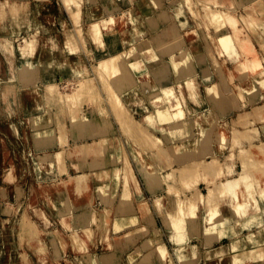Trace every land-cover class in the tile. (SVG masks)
<instances>
[{"label":"bare ground","instance_id":"6f19581e","mask_svg":"<svg viewBox=\"0 0 264 264\" xmlns=\"http://www.w3.org/2000/svg\"><path fill=\"white\" fill-rule=\"evenodd\" d=\"M134 1L132 3L131 0H120V5L123 8L120 12L108 16L96 15L87 23L84 29L85 37L90 39V42L92 40L93 46L100 48V45L104 44L105 50H107L102 55L99 54L101 56H95L97 60L95 64L97 67L96 75L100 81L98 82L101 88H98L94 83H90L93 82V75L90 78L87 71L78 70L77 74L80 81L77 82V85L71 92L61 93L57 89V84L55 85L52 81L54 73L47 71V68L44 70V76L40 78L42 82L40 84L43 86H38L37 84H31V81L35 79V72H37V68L33 70L36 65L32 62V64H21L19 66V72L17 71V73L20 74L19 79L24 84L22 96L37 95L36 97H40V100L43 102L41 104L44 109L41 112L30 114L31 116L24 120V124L21 125L22 134L27 135L28 131L33 132V135L43 133L42 136L55 134V132L61 134L62 132H57L56 127H54L56 123L62 122L60 119L62 109L57 107V104L60 105V103L65 105L64 110L70 124H82L88 117L96 115L98 119L104 120L105 124L108 125L109 123L106 122L108 114L104 106L107 104L111 108L115 121L119 124V127L128 139L135 145L137 140L138 145L142 142L144 149L152 152L154 161H158L161 164L159 165L161 169H170L162 175L168 195L163 199L156 198L153 200V204L155 210L162 217L165 227L174 233L175 238L172 239L175 242L173 253L176 261L179 264H185L186 261H190L191 263L196 260L195 255L197 254H195L192 245L185 239V230L190 228L196 236L199 235V231L203 232V245L206 247L204 264H212L214 259L225 255H229L230 257L229 261L223 264H238L244 261H248L250 264H264V222L261 219V205L264 204V139L255 143L241 145L237 150L229 149L231 128L237 129L238 126H242L245 130V127L252 120H264V100L261 103L256 101V98L259 97L256 84L262 85L264 83V59L259 56L258 50L252 44V38H254L259 42L261 48L264 49L262 41L264 40V0H241L242 4L246 2L250 5L257 3L260 7H257L256 15L255 12V14L253 13L254 9L251 12L250 9L252 8L247 4L250 7L248 9L250 12H246V16L238 15L237 17L233 14L234 11L232 12L234 6L232 0H182L183 5L186 7L190 6V9L195 5H199L202 7L201 9L204 8L206 10L209 17L205 18L207 17L206 15L203 17L206 20L208 19L207 26L213 31L205 34V46L200 45L202 41L194 27L181 29L178 22L172 19L167 10L163 9L159 0ZM177 2V0H169V3L174 8L179 6V2ZM238 2L241 3L240 1ZM153 8L157 10L155 15L151 13V9ZM1 10L4 9L2 8ZM1 10L0 13L2 14L3 11ZM243 10H245V7ZM203 12L205 13L204 10ZM197 13L196 15L200 16ZM198 16L195 17L198 19ZM70 17L71 20L75 18L73 16ZM74 21L78 22L76 18ZM158 22H163L164 25L157 26ZM145 25L154 29V34L151 38L143 39L136 43V45L133 44L139 40L143 31H145ZM26 36H28V33ZM78 36L82 40L81 35ZM78 36H73L77 44ZM8 39L10 40L11 38L8 37ZM108 40H115L114 42L117 40L118 44L112 43L114 46L112 48L109 46L110 43L107 45ZM122 41L129 42L130 45L127 49L123 48ZM4 42L2 43L4 44ZM74 43L70 42L67 45L68 55L61 60L60 67L57 65L55 69L58 73L62 71L70 76L71 72H75V67L69 60V55L74 50ZM3 44V47L8 46L6 42L5 46ZM33 44L34 42L32 46ZM10 45L12 46L11 43ZM140 45L146 49H143L145 51L143 56H145L148 66L143 65V61L141 62L138 58L139 55L136 52V47ZM201 47L204 52L206 51L207 54H205L208 55L213 64L219 63L220 57L224 60V56H226V60L233 62L232 67H227V72L229 73H226L230 79L237 80L233 93L225 96L220 85L217 82H212L204 89V101L200 93L202 88L196 81L197 76L191 75L176 82V85L172 84L171 71L183 72L184 68L189 69L192 52L197 49L200 50ZM9 48L7 47L10 51ZM38 48L43 50V44L41 43V46H38ZM108 50L112 54L108 55ZM45 54L48 55L49 53L45 52ZM149 65H152V68H148ZM133 68L137 71L139 70L135 77L131 75L132 72H137ZM220 70L219 68L218 73L223 75V71L220 72ZM32 71H35V74L33 73L32 75ZM151 72L155 76L157 87L154 88L148 84L144 88L140 80L143 76L149 77ZM30 73L32 79L34 76L33 80L30 76L27 77V74ZM87 74L88 76H86ZM64 75L62 76L67 79ZM124 75H129V78ZM222 79L224 84L222 88L228 90L224 77ZM3 86H9V83L3 84ZM175 88L187 92V95L180 98L181 104L184 105L188 102L197 104L201 101V103L209 105L208 110L206 112H197L198 114L194 118L188 116V113L190 114L191 112H186L187 115H185L180 108L177 110L178 105H180L177 100L178 98L175 100L172 98V101L167 99L168 97L166 99L163 98L165 94L163 91L169 90L168 93H170ZM144 93L148 98V105H144L142 110H146L147 112L140 118H135L126 105L129 103L138 104ZM168 93L166 96H168ZM9 94L7 91L3 93V101L9 97ZM157 94H160L161 97L158 98ZM19 95L21 96V94ZM196 99L199 101L197 102ZM40 100L38 101L39 103ZM165 101L168 105L164 103ZM38 102L36 101L34 104H38ZM85 104L90 105V111H84L83 106ZM247 104L250 105L249 108H246ZM197 105L199 106V104ZM226 106L237 110L236 117L232 118L231 122L222 117ZM173 107L176 110L174 109L175 111L171 113L170 110ZM190 108L192 110L194 107ZM198 109L195 110L198 111ZM167 110L170 113H166ZM157 114H159V117L162 115V118L157 117ZM165 114H172L168 117L170 119L174 118V121H171L169 124L159 123L161 119L163 120V115ZM109 126L110 137H99V140H92L90 142H73L69 144L66 136L62 135V139L59 136L58 140V135H56L57 137L55 138L61 148L55 151L42 150V152H36L33 156V161L39 169L42 171L47 169V172L51 170L49 166L62 159V163L67 159L72 165H75L76 172L73 174L44 184L40 183L38 186V188L44 190L43 192L46 195L49 192V194L58 196V198L61 196H65L68 199H76L83 196L88 197L90 188L95 184L106 185L112 177H115L116 182L119 181L122 188L115 207L118 206L117 209L120 208V212L133 214L127 220L130 224L126 223L133 227L112 237L117 240L120 239L119 245H123L124 248L119 249L116 242L106 244L108 246L107 250L99 254L98 257H94L87 250L86 240L93 236L96 227L105 225L109 214L108 210H110L109 207L101 208L98 212H95L96 216L90 215V222L93 221L94 225H86L81 231L76 229L71 222V214L74 213L72 212L60 217L57 221L61 222L60 226L53 230V235L56 233L61 238L62 231L69 232L72 235V240L78 235V247L76 246L75 249L79 253L77 252L72 259L63 258L55 248L50 253V258H44L48 254L46 255V251L44 252L45 244H43L42 240L39 242L44 245H40L44 248H37L38 250L32 249L35 252L41 250L40 254H45L43 255L44 257H40V255L38 256V252L35 253L40 257L38 260H41L43 264L45 263L42 260L49 261V264H76L77 259L78 264H121L118 257L123 253L122 251L125 248L129 249V245L131 246L133 242L130 241L131 237L134 238V241L139 238H146L151 243L150 248L145 252H142L137 247L135 250L129 249L127 251V255L129 256L135 252L132 255H135L138 259L135 260L134 264H174L173 257L161 239L159 229L154 224L153 214L142 199L140 186L133 175L132 168L126 157L121 156L120 159L117 158L120 165H115V167L113 166L114 168L111 166V169L104 167L100 172L95 168L93 169L91 165L88 166L87 170H84L83 167L82 170L78 168V163H82L98 153L102 156V151L104 150L113 149L120 151V143L117 140L114 129L110 124ZM40 127H45L46 131L42 133L38 132ZM101 129L103 128L101 127ZM156 134H159V136ZM47 146H52V144H47L45 147ZM42 147L45 148L43 145ZM115 154V157L118 156V152ZM135 154L137 155L136 152ZM119 155L122 154L120 153ZM172 156H174V159ZM237 161L240 167L235 171V175L226 176V173L233 171V166ZM173 162L178 163L177 168H172ZM62 169V171L61 168L59 169L60 175H63L65 172V168ZM52 173L48 172L47 174L52 175ZM196 173L204 176L200 175L201 177H198ZM195 174L199 179L203 180L204 178L202 182H206L207 192H201L195 188V184L198 182V179H195ZM177 182L179 189L178 192H174L176 191L174 184ZM90 210L94 212V208ZM82 212L84 213L85 211ZM28 220V229H31L33 224H31L30 220L29 223ZM123 220L125 221V219H121L120 221ZM114 228L116 229V227ZM188 234L193 235L189 232ZM224 236L228 238L226 244L218 243L214 245L215 241H219ZM58 239L56 241H61V239ZM38 246L39 244L36 247ZM135 257L130 258V261L134 260Z\"/></svg>","mask_w":264,"mask_h":264},{"label":"rangeland","instance_id":"374dc122","mask_svg":"<svg viewBox=\"0 0 264 264\" xmlns=\"http://www.w3.org/2000/svg\"><path fill=\"white\" fill-rule=\"evenodd\" d=\"M12 1H15V0H12ZM12 1L11 0H7V1L0 0V4L2 6V7L0 6V8L4 9V10L0 9L1 11H3L2 14L0 13L3 18L1 20V25H0V40H1L0 41V264H24V263L26 264V262L27 264H43L41 263V260H38V259L45 254L46 255L48 254V255L47 257L43 256L44 258H50V255H51L50 253L54 251L55 248L58 254L60 253L61 257L72 259L74 255L78 252V250L75 249L76 246L78 247V235L76 238L74 237L75 239L73 238V240H72V235H70L69 232H65V231L64 232L62 231L61 233L62 235L60 236L61 238H59L56 235V233H54L55 235L54 236L53 230L57 228L58 226H60V223H61L57 221L63 215L71 214L72 212L78 211L80 218H82L83 220L81 221V227L76 226L74 223L75 216H74V213H72L71 222L73 223L74 227L81 231V229H83L86 225L93 226L94 225L92 223L93 221L90 222L91 216H96L95 212H98L99 210H97L95 207H92V204L94 203L92 188H97L98 190L103 192L102 194H104L107 191V188H113V187L121 188V185L119 181L116 182L115 177H112V179H110L109 183H107L106 185H96L95 184L92 188H90L88 197L83 196V197H78L76 199L75 198L68 199L65 196H61L58 198V196L51 195L49 194V192H47V195H48L47 196L46 193L43 192L44 190H42V188H38L40 183L44 184L46 182L53 181L57 178L67 177L69 175L67 172L66 164H65L66 162L65 160L67 159L64 160V163H62L63 162V159H62L61 161H56L57 163L54 162L53 165L49 166L50 168L48 167L49 169H51V170H48V172H53L52 169L54 166H56L57 169L61 168V171L63 170L62 168H65V172H64L65 176L60 175L59 169H58L59 176H55L53 173L52 175H48L46 168H45L46 170L42 171L41 169L38 168V166L33 161V156L36 153L31 148L32 145L34 146L33 143L38 142L34 146L35 149L39 146L42 147V145L45 147L47 144L49 145L51 143L50 138L52 137V134L47 135L48 137L45 135L46 138H44L45 136L44 135L42 136L43 134L42 132L46 131L45 127H40L38 129V132L42 133V134H38L39 136L36 134L33 135V132H30V131H28L27 135L24 133L22 134L21 125L24 124L25 119H27L29 116L33 114V113H30L31 114L30 115L28 113L31 109L30 106L34 103V100L38 102L40 100V97L37 98L36 97L37 95H33V96H28V97L24 96L23 98V96L17 95V92H18L17 89L24 85L23 82L20 81L19 79L20 74L17 73V71L19 72V66L21 64H32L33 62L37 66L36 67L33 64L35 66L33 70L37 68L36 69L37 72L34 71L37 75L38 73H40L42 74L41 77H43L44 70L47 68V71L54 73V76H53L54 79L52 81L54 82L55 85L57 84V89H59L58 91H60L61 93L62 92L69 93L77 85V82L80 81L78 78V74H77L78 70H84L89 73L90 78L93 75V78H92L93 82H90V83L96 84V81H97L98 83L97 87L101 88L99 85L100 81L98 80L97 75H96L97 67L95 64L97 60L95 64L92 66V70H90V68L88 69L85 66L84 59L85 58L93 59L95 58L96 55L101 56L107 50H105L104 44L100 45V48L102 47L101 50L100 48L98 47L96 48L95 46H93L94 47L93 49L95 48L97 49V50L95 49L96 50V54H95V50H92L90 46V43H92V40L90 42V39L85 37L84 29L86 28L87 23L91 19H93V17L96 15L108 16L110 14H115L109 11L104 12L102 6L107 5L109 3H113V4L118 5L120 11L123 8L120 5V0H94V1L93 0L92 1L91 0L90 1L89 0L88 1L87 0H25V1H20L19 4H12ZM159 1L163 9L167 10L168 8L171 11L175 12V14H171V15L169 13L168 14L172 17V19L178 22L181 29H186L187 28L186 26H188L186 24L187 22L184 19L183 11H182V8H185L191 20L193 21L192 25L189 27L193 26L196 33L200 35V38L202 41L200 45L201 44H203L204 46L206 45L205 34L213 30L208 28L207 26L208 19L206 20L205 18H208L209 16L207 15V12L204 8L201 9L202 8L201 6L195 5L193 7L191 6L192 8L190 9L189 8L190 6L186 7L183 5L182 0H177L179 2V6L174 8V6L171 3H169V0H164V2L163 0H159ZM232 1L234 3L232 12L234 11L233 14L236 17L238 15H243L238 12V10L241 7L243 9L245 7V10H244L245 13L246 12L248 13V11L250 12V10L252 12V10L254 9L253 13L255 12L257 15V7H260V5H258L257 3L250 5L248 2L242 4L241 0H232ZM238 1H240L241 3H239ZM5 2L7 3V6H4ZM131 2L134 3L135 1L131 0ZM247 4L252 9H250V7ZM195 7H197L196 10H195ZM192 10L195 12H193ZM203 10L205 11V13L203 12ZM156 11L157 10H155L154 8L151 9V13L154 15L156 14ZM190 12L195 13V14H191ZM196 12H198L197 14H199L200 16L196 15ZM247 13L244 14V16H246ZM205 15L207 17H205ZM70 16L75 17L78 20V22H75V21L73 22L75 18L71 20ZM195 16L196 17L198 16V19ZM199 17H201V19H199ZM205 28L207 29L205 30ZM27 33H28V36H26ZM74 35H77V36L81 35L82 37L81 38L82 40H80V36H78V44L76 40L73 38ZM8 37L11 38L10 39L11 41L8 39ZM3 39L6 40L5 42L6 44H8V46L5 44ZM32 39L34 42L33 46H32V43H33ZM42 40L48 41L53 45L52 51L49 52L48 55H46L45 52H43V50H40L38 48V46H41ZM262 41L264 43V40ZM2 42H4V44ZM70 42H72V44L75 42L73 45L74 50H72L71 51L72 54H70L74 56L72 58L69 57V60L73 63L75 67V72H71L69 76V74L67 75L63 73L62 71H60L61 73H58V71H56L55 69L57 65H59L60 67V62L63 58V55L68 54L66 47L67 45H69ZM10 43L12 44V46L10 45ZM2 44L6 46L3 47ZM7 47L10 49L11 52L7 49ZM261 49L264 52V49L263 48ZM195 51L200 53L204 50L201 48L200 50L197 49ZM217 64L214 63V67L217 66L218 69L217 67H215L217 70H219L220 68L221 69L220 72L223 71L222 76H224V72L229 73L227 72L228 68L225 66L223 59H221L219 63ZM220 64H222V67H220ZM83 66L85 67V69ZM133 69L136 70L135 68ZM138 71L136 73L134 71V73L137 74ZM34 72L32 71V75ZM18 74H19V77L17 79ZM36 74L34 75L35 79L33 76L34 80L31 78L32 76L31 73L27 74V77L30 76V78L34 81V82L31 81V84L32 83L37 84ZM62 75L66 76L67 79H65V77H63ZM86 76H88V74ZM61 78L62 80H60ZM10 79L14 80V82H11ZM16 80H18V82ZM8 83H9V86H5V87L3 86V84H8ZM263 84L264 83H262V87H264ZM6 91L8 92V94L9 93L10 94H9V97H7L3 101V93H6ZM257 92H258V88H257ZM163 98L165 99L167 98L170 100L172 99L170 96H163ZM40 102L43 103L41 100ZM57 105H58L57 106L58 108L62 109V112L60 114L61 115L60 119L62 120V122L56 123L55 127H56L57 132H62L61 134L58 133L62 139L63 138L62 135L67 136L66 135V123L68 122L70 124V122L68 121V118L66 117L67 114L64 110L65 105L61 103L60 105L59 104ZM132 114L134 115V112ZM12 118L13 119L15 118L16 121L12 120ZM94 119L96 120V123L98 121H101L100 118L98 119L96 115H92L88 117L87 120H85L82 124H79V125L82 126L85 123L87 124L95 123ZM101 122H104V120H102ZM106 122L110 124L109 119H107ZM259 122H264V120L263 121L260 120ZM79 125L78 123L70 124L71 129H73L74 132L78 130V127H80ZM136 146H140L138 145V140L136 142ZM113 152L114 153L112 155L110 166L107 165L106 161H102V162L96 161L95 157H98L97 155L100 154L98 153L97 155H93L89 157L91 158V160H85L86 162L84 161L82 163H78V168H81L80 170H82V167H83L84 170H87L88 166L91 165L93 169L95 168L99 172L101 171V169L103 170L104 167L106 168L109 167L111 169V166H112V168H114L115 165L116 166L120 165L118 163L119 162L118 160L121 158L123 154L121 153V150L120 151L113 150ZM117 152H118L117 154L118 156L115 157L116 155L115 153ZM120 153L122 155H119ZM71 166L73 168V171L76 172L75 165L71 164ZM106 194L107 193H105L104 195ZM104 202L108 203V201L106 200H104ZM91 208H94V212L90 210ZM116 208H118V206L115 207V209ZM115 209L108 210L109 214H108L107 222H105V225L104 226L100 225L99 227H96V230L93 233V236L89 238L88 240H86L87 250H89V252H91V254L94 257H98V255L96 256L89 249V246L98 245L96 239H98L100 248L98 250L96 249L95 252L103 253L107 250L108 248L107 245L109 243H115V242L118 243L117 247L119 249L124 248L123 245L121 244L119 245L120 239L117 240L115 238H112L113 236L122 233V232L117 231L119 230L118 229L119 227L116 229L114 228L115 232H112L110 231L111 229H109L110 218H111L110 215L112 214V212L114 211L117 214L118 213L121 214L122 212V211L120 212V208L116 210ZM82 211H85V212L83 213ZM261 215H262V220L264 221V205H261ZM28 218L31 221V224H33V226L35 225L34 228L33 226L30 225L31 229H28V225H29L27 223ZM119 222H124V220L119 221ZM128 226L129 225L123 224L122 226H120V228L124 229ZM33 229H35V231H33ZM212 234H209V235H212ZM55 237L57 239L59 238L58 240L61 239V241L59 242L56 241L57 239ZM140 239H142L141 245H134L136 241ZM42 240L45 246L42 243H40ZM147 240L148 239L146 238H139L134 241V238L131 237L130 241H133L131 243V246L134 245L133 250L137 248H140V249L142 248L144 250H141V251L145 252L151 246V243H149ZM144 243H147V244H144ZM38 244L39 246L40 245L44 246L45 247L44 252L45 251L47 252V253L45 252V254L42 255L40 254L41 250L39 249L40 251H37V252H38V256L40 255V257H38L35 254L37 252L33 250V249L38 250L37 248H41V249L44 248L41 246L36 247ZM34 245L36 248L34 247ZM131 246L129 245V249ZM196 247L199 248L200 246L197 245ZM129 249L125 248L124 250L129 251ZM68 252H70V255H73V256L71 257L68 256ZM132 254H135V252ZM132 254L131 256L127 255L124 257V264H129L131 262H132L131 264H134V262H136L135 260L138 258H136L135 255L133 256ZM132 257H135V258L134 260L130 261V258ZM229 257H230L229 255L219 256L218 258L213 260L212 264L226 263L227 261H229ZM118 259L120 260V256L118 257ZM42 261L45 264H49V261H46V260L45 261L42 260ZM76 262H77L76 264H78V259ZM186 263L193 264V262L190 263V261L189 262L186 261L185 264ZM238 264H250V263L248 261H244Z\"/></svg>","mask_w":264,"mask_h":264},{"label":"crops","instance_id":"0c3cea01","mask_svg":"<svg viewBox=\"0 0 264 264\" xmlns=\"http://www.w3.org/2000/svg\"><path fill=\"white\" fill-rule=\"evenodd\" d=\"M2 1H7V0H2ZM12 1V0H11ZM21 0L18 1H12V4H19ZM25 1V0H24ZM164 2V0H163ZM167 4V3H166ZM1 6V4H0ZM7 6V3L5 2V5ZM104 12H113V13H118L119 7L116 4L113 3H109L107 5L102 6ZM1 9V8H0ZM168 13L171 14H175V12L171 11L170 9L167 8ZM183 11V16L184 19L186 20V24L188 26H186L187 28L189 26L192 25L193 21L191 20L187 10L185 8H182ZM239 13L241 14H245L244 10L242 8H240L238 10ZM2 15L0 14V25H1V20H2ZM164 23L163 22H158L157 26H163ZM145 31H143L142 35L139 37V40L133 44L136 45V43H138L139 41H142L143 39H148L151 38V36L154 34L155 30L150 28V26L145 25ZM40 38V37H39ZM111 41V42H109ZM115 40H108L107 41V45H109L110 43V47H112V43H116L118 44V41L116 40V42H114ZM121 41V40H120ZM121 43V42H120ZM42 44H43V51L46 53H49L52 51V47L53 45L48 42V41H43L42 40ZM123 48L127 49L129 47V42H123ZM252 44L254 45V47L258 50L259 56H261L262 59H264V52L261 49V46L259 44V42L252 38ZM90 46L92 48V50H94L93 48V44L90 43ZM141 46V47H140ZM138 47H136L137 49V53H138V58L141 60L142 64L145 66H148L146 60H145V56H143V53H145L144 50H146L144 47H142V45H140ZM203 46V44H202ZM114 47V46H113ZM112 47V48H113ZM155 48V45H154ZM202 48V47H201ZM200 48V49H201ZM51 49V50H49ZM108 49L110 50V48L108 47ZM203 49V48H202ZM108 50V55L112 54L111 51ZM93 52V51H92ZM91 52V53H92ZM136 53V54H137ZM158 53V52H157ZM68 55V54H67ZM67 55H63V58L66 57ZM74 55H70V57L72 58ZM62 58V59H63ZM166 58V57H165ZM98 59V58H97ZM136 59V57H135ZM220 59H222V57H220ZM51 62V61H50ZM96 59L93 58H85L84 59V63L85 66L90 70H92V66L95 64ZM224 64L226 67H232L233 62L231 60H226V56H224ZM220 67H222V64H220ZM148 68H152V65H149ZM132 76H136V74L134 72H132L131 74ZM191 75L197 76V83L199 84V86L202 88V91L200 92L202 95V99L203 98V94H204V89L205 87L209 86L212 82H217L220 87L221 90L223 92V94L225 96H227L229 93H233L235 88V84L237 82L236 79H230L228 77V75L226 73H224V76H222L220 73H218V70L214 67V64L212 63V61L210 60V58L205 54L204 51L198 53L196 51L192 52L190 61H189V69L188 68H184L183 72H179V71H171L170 77L172 79V84L174 85L176 82H179L185 78L190 77ZM37 85L41 86L42 82H41V76L42 74L38 73L37 75ZM125 77L129 78V75H124ZM131 77V76H130ZM222 77H224V81L226 83V85L228 86V90L223 89V79ZM11 82H13L14 80L10 79ZM222 80V81H221ZM18 82V80H16ZM15 82V83H17ZM41 83V84H40ZM140 83L142 84V86L144 85V88L147 87L148 84H150L151 87L156 88V80H155V76L152 74L149 75V77L147 76H143L140 80ZM96 85H98L97 81H96ZM176 85V84H175ZM257 88H258V92H259V97L256 98V101L261 103L264 100V87H262L261 84L257 83ZM22 87L16 89L18 90L17 95H19L21 93L22 96ZM204 87V88H203ZM126 89V88H125ZM124 89V90H125ZM169 90H165L162 93L164 94L163 96H166ZM174 91V93H173ZM261 93V94H260ZM175 94V95H174ZM174 95V97H173ZM187 95V92L184 91H180L178 90V88H175L174 90H172V92L170 91V93H168V96H170L171 98H173V100H175L176 98H178V102L180 105H178L179 107H177V110H179L178 108L181 109L182 113H184L185 115L186 112H191L190 114L188 113V116H191L192 118L196 117V115L198 114L197 112H206L208 110L209 105H207V103H201V101L197 100L198 102L197 104H199V106L195 103H186V104H181V97ZM205 95V94H204ZM249 97V95H247ZM157 97H161L160 94H157ZM24 98V96H23ZM167 101V100H166ZM164 102L165 104L167 102ZM172 101V100H171ZM205 101V99H204ZM36 102V101H34ZM189 104V105H188ZM192 104V105H190ZM89 104H85L83 106L84 111L88 112L90 111V105ZM144 105H148V98L146 97L145 93L142 94L141 99L138 101V104H133V103H129L126 105V107L133 113L134 112V117L135 118H140L141 116H143L145 114V112H147L146 110H142ZM168 105V104H166ZM207 105V106H206ZM105 109L107 111L108 114V119L110 121V125L111 127L114 129V133L117 137V140L120 143V150L121 153L123 154L122 156L126 157V160L128 161V163H130V167L132 168L133 171V175L135 177V179H137V182L140 186V191H141V196L142 199L146 202V205L148 206V208L150 209V211L153 214V218H154V224L155 226L159 229L160 232V237L163 240V242L165 243L167 249L169 250L170 254L173 257V263L174 264H179L175 257H174V247H175V242L173 241V239L175 238V236L173 235L174 233L170 232V230H168L165 225H164V221L162 219V217L158 214V212L155 210L154 207V201L156 198L157 199H163L165 196L168 195V191L166 190V184L163 182L162 179V175L165 174L166 171L170 170L169 168H164L161 169V167H159V165H161L158 161H154V157L152 156V152H148L146 149H144L142 142L139 143L140 146H136L135 144H133L131 142V140L128 139V137L126 136V134L123 133L122 129L119 127V124L115 121L111 108L106 104L104 105ZM186 106V107H185ZM196 106V107H195ZM249 104L246 105V108H249ZM30 111L28 112L29 114L32 113H38L39 111H43V106L41 104V102L38 104H32ZM85 107V108H84ZM142 107V108H141ZM168 107V106H167ZM185 107V109H184ZM190 107H194L192 110ZM199 109H198V108ZM33 109V110H32ZM141 109V110H140ZM151 109V108H150ZM167 109V108H166ZM176 108L173 107V109H171V113L173 111H175ZM189 111H187V110ZM198 109V111L196 110ZM38 110V111H37ZM195 110V111H194ZM169 110L166 111V113H170ZM181 111H179L181 113ZM194 111V112H193ZM27 113V114H28ZM177 113V112H176ZM195 113V114H194ZM237 114V110L233 109L232 107L226 106V110L224 112V115L222 116L223 118L227 119L228 121H230L232 118H235ZM172 115V114H170ZM168 114L163 115V120L161 119V121L158 122L159 123H163V124H169L171 123V121H174V118H169L168 116H170ZM157 117H159V114H157ZM162 118V115L159 117ZM12 120L16 121V119L12 118ZM10 120V121H12ZM231 122V121H230ZM98 124V126H97ZM232 124V123H230ZM100 126V128H99ZM55 127V126H54ZM53 127V128H54ZM101 127L103 129H101ZM106 127V128H105ZM109 124H104L103 122L101 123V121H98L97 123H91V124H84L81 127H78V130H76L75 132L73 131V129H71L70 124L67 122L66 123V137H67V142L69 144H72L73 142H90L92 140H99V137H110L111 133L109 131ZM99 128V129H97ZM105 128V129H104ZM253 128V129H252ZM252 129V130H250ZM231 136H230V144H229V149L232 150H237L239 148V146L241 145H247L248 143H255L258 142L259 140L264 139V122H259V121H255L252 120L251 123L245 127L242 126H238L237 129H232L231 128ZM55 135V136H54ZM56 135H58V140H59V134L55 132V134L53 133L50 139H51V144L52 146H47L45 148H41V147H37V149H35V144L37 142H34V146L32 145V149L34 152H42V150H50V151H55L61 148L59 142L57 141V139L55 137H57ZM157 136H159V134H156ZM232 137V138H231ZM33 142V141H32ZM50 145V144H49ZM236 145V147H235ZM50 147V148H49ZM49 148V149H48ZM111 148V147H110ZM119 148V146H118ZM40 149V150H39ZM135 152L137 153V155L135 154ZM113 149H110L108 151H102V156L99 155L96 159L97 162H102V161H106L107 165H111V160H112V155H113ZM172 158L174 159V156H172ZM91 158L87 159L90 160ZM65 164H66V168H67V172L68 174H73V168L71 166V163L68 160H65ZM178 163L176 164L175 162H173L172 164V168H177ZM240 167L239 162L237 161L234 166H233V171L226 173V176H233L235 175V171H237ZM99 168V166H98ZM148 168H150V170H148ZM161 169V170H160ZM53 174L55 176H59L58 174V170L57 167L55 168V166L52 169ZM201 173V172H199ZM198 174V177L202 174ZM151 174V175H150ZM195 174V175H196ZM63 176H65V174H63ZM204 176V175H202ZM195 179H198L197 184H195V188L199 189L201 192H205L207 190V184L206 182H202L203 180L197 177V175L195 176ZM201 177V176H200ZM224 177V176H223ZM222 177V178H223ZM205 183V184H204ZM206 185V186H205ZM175 190L174 192H178V187L179 184L176 183L175 184ZM122 188H107V191L105 193H107L106 195L102 194L103 192H101L100 190H98L97 188H92V193H93V197H94V203L92 204V207H95L97 210H100V208L102 207H109L110 209H115V206L118 203V198H119V194L121 192ZM174 190V189H173ZM167 192V193H166ZM173 192V193H174ZM207 192V191H206ZM104 200L108 201V203H105ZM104 203V204H103ZM116 204V205H115ZM264 205V204H263ZM117 209V208H116ZM115 209V210H116ZM78 214V215H77ZM133 215L131 213H121V214H117L116 212H112V214L110 215V224H109V228L111 229L110 231L115 232L114 227L118 228L119 227V232H123L124 230H127L129 228H132V225H129L130 223L127 222L128 218ZM74 223L76 226L81 227V221L83 220L82 218H80L78 211L74 212ZM121 219H125L124 222H119ZM261 219H262V215H261ZM262 222H264L262 220ZM129 223V224H126ZM123 224L125 225H129L127 228L121 229L120 226H122ZM189 230V231H188ZM191 233L193 234V231L189 228H187L185 230V239L186 241L192 245L193 250L195 252V258L196 260L193 262V264H204L205 262V251H206V247L203 245V239H204V235L202 231H199V235H189L188 234ZM201 235V236H200ZM195 236V237H194ZM188 237V238H187ZM173 238V239H172ZM97 240V244L98 245H91L89 246V249L97 256L99 254H101V252H95V250L100 248V244L98 243V239ZM228 240L227 236L222 237L219 241H215L214 245H217L218 243H226ZM142 239L136 241V243L134 245H141ZM134 245H132L130 247V250L133 249ZM197 245H199L200 247H196ZM102 247V245H101ZM142 247V246H141ZM141 250H144L141 248ZM199 255V256H198ZM68 256H72L70 255V252H68ZM127 256V250H124L123 253L120 254V262L121 264H124V257ZM198 256V257H197Z\"/></svg>","mask_w":264,"mask_h":264}]
</instances>
